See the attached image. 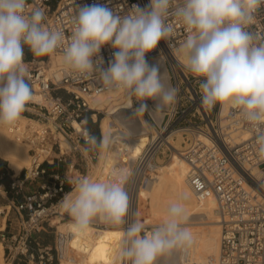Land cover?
<instances>
[{
	"label": "built area",
	"instance_id": "obj_1",
	"mask_svg": "<svg viewBox=\"0 0 264 264\" xmlns=\"http://www.w3.org/2000/svg\"><path fill=\"white\" fill-rule=\"evenodd\" d=\"M93 0H28V11L44 12L43 26L60 30L65 35L64 45L51 54H63L72 35L73 21L78 5ZM149 0H110L109 6L121 16ZM183 0H172V10L165 21L174 31L149 54V61L158 56H174L188 36L187 29L174 15V8ZM254 21L247 30L264 42V4L254 12ZM113 50L106 46L102 55L107 61ZM51 54L39 58L24 49L26 80L32 93L42 97L31 100L23 112L43 123L28 139L31 165L15 177L10 175L9 188L4 189L6 204L0 207V241L7 253V264H60L61 247L56 240L46 244L39 234L55 222L72 218L63 209L66 193L85 178L94 162L98 161L95 146L86 142V116H96L99 110L90 108L87 99L107 93L115 88L102 84L98 73L82 75L70 68L59 67L58 75L52 71ZM170 86L177 89L176 100L167 109L141 114L150 141L135 159L125 181L129 196V211L122 229L121 249L125 247L123 231L138 221L134 194L150 182L149 167L157 165L156 159L164 158L174 147L166 140L182 137L181 149L175 150L188 164L187 182L197 199L213 198L220 223V254L218 264H264V161L256 155L255 132L238 109H232L228 124L221 125L218 117L220 104L208 107L201 103V78L189 70L167 60ZM61 91L64 94H61ZM136 107L138 101L131 96ZM151 108L154 106L148 101ZM93 121H97L93 120ZM76 123L77 126L74 125ZM246 130L251 138L240 141L233 137ZM239 140V141H238ZM63 141L64 145L61 146ZM87 149V151H86ZM60 167L65 168L63 171ZM77 173L74 178L70 176ZM55 219V220H53ZM98 227H100L98 225ZM146 232L152 229L144 227ZM121 264H129L122 258Z\"/></svg>",
	"mask_w": 264,
	"mask_h": 264
},
{
	"label": "clouds",
	"instance_id": "obj_2",
	"mask_svg": "<svg viewBox=\"0 0 264 264\" xmlns=\"http://www.w3.org/2000/svg\"><path fill=\"white\" fill-rule=\"evenodd\" d=\"M110 0H93L78 5L73 31L64 47L63 61L82 75L99 74L107 88L122 89L134 96V114L163 111L176 100L177 89L166 86L160 63H150L152 53L174 27L165 16L172 0H149L135 4L121 16L109 6ZM264 0H183L174 8L188 32L183 44L187 67L201 78V103L238 109L255 132L256 155L264 161V42L247 30L255 10ZM28 0H0V124L17 122L32 100L26 80L24 49L42 57L64 45L60 30L43 26L40 9L28 11ZM113 51L105 61L102 49ZM148 101L155 102L154 109ZM86 142L100 149L113 143L111 134L96 137L85 130ZM87 151V149H86ZM115 182L82 178L74 197L62 206L72 217L73 228L86 230L98 216L113 224H124L129 211V196L123 188L125 175L114 170ZM184 206L172 203L163 221L146 232L134 221L123 231L122 258L129 264H157L158 258L191 241L182 227Z\"/></svg>",
	"mask_w": 264,
	"mask_h": 264
},
{
	"label": "bare ground",
	"instance_id": "obj_3",
	"mask_svg": "<svg viewBox=\"0 0 264 264\" xmlns=\"http://www.w3.org/2000/svg\"><path fill=\"white\" fill-rule=\"evenodd\" d=\"M184 42L185 40L180 44L179 50L174 56L167 57L162 55L156 57L163 59L160 65L166 86H170L167 60L171 64L176 63L180 67L189 70L183 50ZM51 57L54 60L52 71L56 75H58L57 70L59 67L69 68L63 61V54H51L50 62ZM128 94L125 90L117 89L109 91L107 94H100L87 99L90 108L95 110H99L96 109V106L100 103L106 102L108 110L106 114L104 113L105 116L99 120V128L101 137L111 134L113 139V143H111L108 149L99 148L98 161L92 165L90 175L86 177L90 180L105 183L115 182L118 176L113 175L114 170L121 171L127 178L135 159L141 153L145 144L150 141L147 135L148 130L145 128L147 127L146 123L141 118V114H134L135 107L130 104ZM123 97L124 100L118 102ZM37 99L42 101L41 96L33 94L32 100ZM152 103L155 104V102ZM167 107L168 105L164 107V110ZM232 109L229 105L219 106L218 117L222 126L228 124L226 117H229ZM115 114H120V118H125V121L126 119L128 120L127 127L130 130L123 128L119 124L115 126L110 122V119ZM152 115L155 118L162 116L157 111L153 112ZM92 118L96 120L95 115ZM74 125L77 126L76 123ZM43 126V123L28 116L26 117L23 114L12 125L0 124V158L7 162L8 167L12 170L15 177L24 168L31 165L33 157L28 152V139L33 131ZM175 135L176 137L174 139H171V137L166 139L174 147V150L171 149L168 161L155 166L151 165L149 167L151 182L134 194L135 205L137 207V219L141 222L138 214L139 208L146 205L145 210H147L150 221L156 220L157 223L154 224L159 225L165 218L167 209L172 203H182L186 217L182 221V227L190 235H199V237L192 236L190 242H185L181 245L182 252L180 256L176 254V252L178 253V247H176L164 256L159 257V264H218L221 228L218 213L216 212V203L211 197L199 200L191 191L187 182L188 164L175 151L181 149L183 139L179 133ZM233 137H239L240 141H245L250 139L251 135L248 131L243 130L233 135ZM60 142L61 146H63V141ZM125 181L123 183L124 190ZM75 187L66 193V197L71 198L75 196ZM145 221L147 220H144V223ZM69 222L72 225L74 223L73 219H71L63 224ZM100 223H103L104 227H98L97 224ZM204 223L209 225H204ZM72 225L67 226L63 230H58L56 227V240L62 249L60 264H99L100 261L97 258L101 257L105 261L100 264H121L118 256L119 250L121 251L122 239L120 225L108 222L100 216L92 220L90 226L85 231L83 230L84 233H82L83 231H77ZM113 233L115 237L111 239ZM109 239L111 240L109 241ZM107 241L109 243L105 249L98 247ZM3 250L4 248L0 241V264H4Z\"/></svg>",
	"mask_w": 264,
	"mask_h": 264
},
{
	"label": "rangeland",
	"instance_id": "obj_4",
	"mask_svg": "<svg viewBox=\"0 0 264 264\" xmlns=\"http://www.w3.org/2000/svg\"><path fill=\"white\" fill-rule=\"evenodd\" d=\"M39 58H46V56H42V57H39ZM162 58H154V59H152V60H150L149 62L150 63H160L161 64V62H162ZM51 62H52V64H53V62H54V60H53V58L51 57ZM61 94H64V92H62L61 91ZM104 94H107V93H104ZM128 96H129V99H130V104L131 105H133L132 104V101H131V97H130V94H128ZM124 100V97L123 98H120L119 100H118V102H120V101H123ZM112 103H114V102H112ZM153 104V103H152ZM134 106V105H133ZM153 106H154V104H153ZM126 107H128V105H126ZM135 107V106H134ZM96 109H99L100 111H99V113L97 114V121H93L90 117H87L86 116V125H88L89 126V128L94 132V134H95V136L96 137H101V133H100V128H99V120L100 119H102V117H104L105 115H104V113L106 114V112H107V110H108V106L106 105V102H102V103H100L98 106H96ZM23 114V113H22ZM24 115H26V117L28 116V117H30V118H33V119H36L34 116H32V115H30V114H28V113H25ZM112 117V116H111ZM113 118V119H112ZM111 119H110V122L113 124V125H117V124H119V125H121V126H123V128H125V129H129L128 127H127V119H126V121L124 120L125 118H120V114H115V116L114 117H112ZM141 118H142V115H141ZM143 119V118H142ZM144 121V120H143ZM126 122V123H125ZM145 122V121H144ZM146 128V127H145ZM130 130V129H129ZM146 130H147V128H146ZM94 150H99V148L98 147H96L95 146V149ZM98 156H99V153H98ZM168 159H169V157L168 156H164V158L162 159V158H158V159H156V163H157V165L158 164H162V163H165V162H167L168 161ZM97 162H94L93 164H96ZM3 166H5V167H7L8 168V166H7V162H4V163H0V167H3ZM9 169V171H10V174H12L13 172H12V170L10 169V168H8ZM65 168H63V167H60V170L61 171H63ZM92 170V167H91V169H90V171ZM90 171H89V173L87 174V175H85V177H87V176H89L90 175ZM77 175V173H73V175H71L70 177L71 178H74L75 176ZM7 179H9V177H7ZM8 180H6L5 182H7ZM76 188V187H75ZM74 189V188H73ZM147 206L145 205L144 207H142V208H139V218H140V221L144 224V227H147V229L149 230V229H152L153 230V228H155L156 226H158V225H155L154 223H157L156 222V220H151L150 221V218H149V215H148V213H147V210H145V208H146ZM144 209V210H143ZM143 213H144V215H143ZM148 219H147V218ZM146 218V219H145ZM72 219V218H71ZM70 218H68V219H65V220H62V221H60V223H58L57 224V222H55L54 224H53V228L52 229H48V231L46 232V233H44V232H41L40 233V235H39V238L41 239V240H43L46 244H53L54 243V240H55V232H56V227H57V229L58 230H63V229H65L67 226H69V225H72L71 224V222H69V223H67V224H63V223H65V222H68L69 220H71ZM53 220H55V219H53ZM144 220H147V221H145V223H144ZM150 221V222H149ZM74 222V221H73ZM147 222H148V224H147ZM152 222V223H151ZM100 226V227H104V225H103V223H100V224H97V226ZM146 225V226H145ZM204 225H209V224H206V223H204ZM115 230V229H114ZM85 231V230H84ZM84 231L82 232V233H84ZM82 233H80V234H82ZM115 233V232H114ZM113 233V236L111 237V239L112 238H114L115 237V234ZM192 236H196V238H198L199 237V235H191V237ZM111 239H109V241L111 240ZM108 241L107 242H105V243H103V244H101V245H99L98 247L100 248V249H105V247H106V245H108ZM4 246V245H3ZM181 247L182 246H179L177 249V251H178V253L176 252V254H177V256H180V254H181V252H182V250H181ZM4 251V250H3ZM121 251H122V249H121ZM121 251L119 250V253H118V256H119V260H121ZM7 257V253H4V257H3V259H4V264H7V259H5ZM99 261H100V263H103L104 261H105V259L103 258V257H101V258H97ZM99 263V264H100ZM160 262L158 261L157 262V264H159ZM62 264H68V263H62ZM80 264H82V263H80ZM178 264V263H177Z\"/></svg>",
	"mask_w": 264,
	"mask_h": 264
},
{
	"label": "crops",
	"instance_id": "obj_5",
	"mask_svg": "<svg viewBox=\"0 0 264 264\" xmlns=\"http://www.w3.org/2000/svg\"><path fill=\"white\" fill-rule=\"evenodd\" d=\"M4 162H6V161L0 158V163H4ZM7 166H8V164H7ZM8 168L5 166L0 167V207L4 206L6 204V197L4 196V189L7 190L9 188L10 175H11ZM7 177H9V179H7ZM6 180H8V181L5 182ZM52 228H53V226L52 227H46L44 229V231H42V232L46 233L48 231V229H52ZM17 264H24V263L19 262Z\"/></svg>",
	"mask_w": 264,
	"mask_h": 264
},
{
	"label": "trees",
	"instance_id": "obj_6",
	"mask_svg": "<svg viewBox=\"0 0 264 264\" xmlns=\"http://www.w3.org/2000/svg\"><path fill=\"white\" fill-rule=\"evenodd\" d=\"M88 126V125H87ZM89 127V126H88Z\"/></svg>",
	"mask_w": 264,
	"mask_h": 264
}]
</instances>
